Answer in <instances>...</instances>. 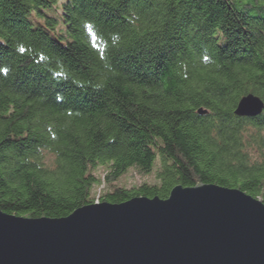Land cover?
Wrapping results in <instances>:
<instances>
[{
  "label": "trees",
  "instance_id": "obj_1",
  "mask_svg": "<svg viewBox=\"0 0 264 264\" xmlns=\"http://www.w3.org/2000/svg\"><path fill=\"white\" fill-rule=\"evenodd\" d=\"M249 93L264 0H0V209L60 218L201 183L264 202V111L235 113ZM158 160L157 182L119 184Z\"/></svg>",
  "mask_w": 264,
  "mask_h": 264
},
{
  "label": "water",
  "instance_id": "obj_2",
  "mask_svg": "<svg viewBox=\"0 0 264 264\" xmlns=\"http://www.w3.org/2000/svg\"><path fill=\"white\" fill-rule=\"evenodd\" d=\"M263 111L255 93L235 109ZM0 264H264V202L201 183L178 184L167 198L90 203L60 218L0 209Z\"/></svg>",
  "mask_w": 264,
  "mask_h": 264
},
{
  "label": "rangeland",
  "instance_id": "obj_3",
  "mask_svg": "<svg viewBox=\"0 0 264 264\" xmlns=\"http://www.w3.org/2000/svg\"><path fill=\"white\" fill-rule=\"evenodd\" d=\"M159 168V160L156 163L155 169L152 173L150 174H144L139 172L137 169H129L120 179H119V184L123 185L125 187H133V186H137L143 182H148V183H153V182H157V178H156V170ZM98 175H100L101 177H104V168L103 167H99L97 172ZM103 175V176H102ZM105 188V185H103V183L97 187L95 189L96 192V196L99 195L103 189ZM98 197V196H97ZM95 203H99V202H95Z\"/></svg>",
  "mask_w": 264,
  "mask_h": 264
},
{
  "label": "bare ground",
  "instance_id": "obj_4",
  "mask_svg": "<svg viewBox=\"0 0 264 264\" xmlns=\"http://www.w3.org/2000/svg\"><path fill=\"white\" fill-rule=\"evenodd\" d=\"M260 199V198H259ZM98 202V201H97Z\"/></svg>",
  "mask_w": 264,
  "mask_h": 264
}]
</instances>
